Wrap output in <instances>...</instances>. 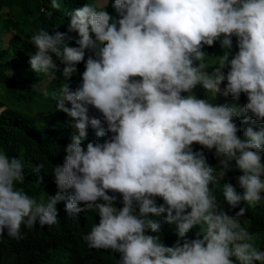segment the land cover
Instances as JSON below:
<instances>
[{"label":"clouds","instance_id":"1","mask_svg":"<svg viewBox=\"0 0 264 264\" xmlns=\"http://www.w3.org/2000/svg\"><path fill=\"white\" fill-rule=\"evenodd\" d=\"M109 2L73 9L66 32L40 28L30 37L32 70L61 72L69 81L56 107L75 132L64 163L53 169L58 191L47 202L17 186L26 178L24 162L0 150V237L19 240L22 225L56 224L63 201L68 215L98 212L99 223L83 239L89 248L119 253L118 264H264L257 235L241 221L247 209L239 207L264 203V128L248 127L241 138L235 122L244 113V123H264V0H114L116 17L105 10ZM233 37L239 51L229 59ZM72 39L77 47L66 42ZM218 40L224 53L209 72L204 47ZM80 62L85 70L73 89ZM225 80L223 95H247L242 109L193 94L202 85L215 97ZM91 109L100 115L90 116ZM89 126L106 139L85 147ZM194 143L215 148L219 164H209ZM233 167L243 173L236 177L243 192L224 183L226 209L210 185ZM43 169L33 167L38 175ZM164 213L181 238L173 246L161 241V222L149 218ZM196 225V238H185Z\"/></svg>","mask_w":264,"mask_h":264},{"label":"trees","instance_id":"2","mask_svg":"<svg viewBox=\"0 0 264 264\" xmlns=\"http://www.w3.org/2000/svg\"><path fill=\"white\" fill-rule=\"evenodd\" d=\"M58 2L61 7L57 10L52 8L51 0H0V106H3L0 110V150L24 162L26 178L23 184L17 186L35 197L38 202L41 197L47 202L50 195H55L58 191L53 169L56 164L64 163L66 156L64 148L71 142L75 129L72 118L56 107V96L60 94L62 85L69 81L64 80L61 72L46 75L32 70L29 60L35 54L36 48L32 45L30 37L40 28L50 33L54 30L66 32L70 22L69 12L86 3L103 5L107 0H58ZM112 3L114 0H110L105 10L116 17L117 13ZM49 11L52 12V16H48ZM69 35L78 38L75 32ZM232 39V50L236 53L239 51L237 38ZM66 42L69 46H78L75 39ZM219 43L218 40L213 46L205 45L204 51L210 52V49L219 46ZM89 54L90 52L86 51L85 60ZM56 63L60 64V61L57 60ZM76 67L77 72L70 83L73 89L81 79L79 74L85 70L84 62L78 63ZM60 68L62 70V64ZM207 69L214 70L210 64ZM9 70L13 72L10 74ZM224 103L230 105V100L225 97L217 104ZM66 104L71 106L70 102ZM243 105L238 106L239 109H242ZM89 115L99 116L100 113L91 109ZM245 115L247 114L242 113L235 121L241 128L238 132V136L242 135L241 138H245L244 133L248 128L244 123ZM250 122H252L250 127L254 130L260 128V125L256 126L257 121ZM102 126L107 127L106 123H102ZM96 139L103 140L106 137L98 138L95 129L89 126L88 136L84 141L85 147L89 140ZM193 149L203 150L209 164L219 162V158L215 156V148L208 150L194 143ZM37 163L44 164V169L39 175L33 170ZM232 163L235 164L234 161ZM242 174L239 169H235L228 172L224 180L210 185L226 209L229 206L223 198V185L231 182L237 191L242 193L243 190L236 180V177ZM156 200L157 204H162V198L157 197ZM115 206L123 207L122 197L115 202ZM57 207L58 222L52 226L41 227L36 224L32 228H27L22 225V238L19 240L5 232L0 237V264H48L59 258H63V261L57 264H118L119 253L89 248L83 239L92 226L99 223L98 212L85 211L78 215H68L63 201L59 202ZM239 207L247 209L246 217H242L241 221L246 222L249 231L257 235V246L264 250V203L248 205L242 201ZM239 207L235 211H238ZM229 214L234 212L230 210ZM164 216L166 213L159 217L149 214V218L161 222L159 233L161 241L166 246H173L181 238L177 234V225L165 222ZM200 232L196 225L185 238L194 239Z\"/></svg>","mask_w":264,"mask_h":264},{"label":"rangeland","instance_id":"3","mask_svg":"<svg viewBox=\"0 0 264 264\" xmlns=\"http://www.w3.org/2000/svg\"><path fill=\"white\" fill-rule=\"evenodd\" d=\"M220 42V41H219ZM232 51V55H230L229 59L233 58L234 55H235V51L234 50H231ZM208 53V52H207ZM224 53V49L221 47L220 43H219V46L218 47H214L213 49H211V51L207 54V57H206V63L207 64H210L211 67L215 68V67H218V64L216 65L217 63V59H218V56L219 55H223ZM16 63H19V62H16ZM229 70V67L224 69L225 73H227V71ZM207 71L211 72L212 70H209L207 69ZM10 74L13 72L12 70H9L8 71ZM227 84V81L225 80L220 88H221V91L219 93H217L215 95V97L213 96V94L211 92H209L207 89H205L202 85H197V87L195 89H193V94H195L198 98H202V99H210L212 103L214 104H217L219 103L220 101L223 100V98H227L228 100H230V105L231 106H235L236 108L242 104H245L247 103V95L246 94H241L239 100H236L235 98H233L231 95L229 96H225L223 95V89L224 87L226 86ZM188 93H186L185 95H187ZM3 108V106H0V110ZM240 107H238L237 109H239ZM241 108H243V106H241ZM252 124V122H248L246 123L247 127H250ZM260 125V128L258 130H260L261 128H264V125L263 123L261 122H258L256 123V126ZM242 137V135H241ZM219 164L218 163H214L212 164V166H217ZM234 165V164H233ZM237 168L233 167L232 170L230 171H233ZM228 171V172H230ZM227 172V174H228ZM226 174V175H227ZM161 203H164V201L162 200ZM197 228L199 231H201V228L199 225H197ZM63 261V258H59L57 261H54L52 260L51 262H49L48 264H57V263H61Z\"/></svg>","mask_w":264,"mask_h":264}]
</instances>
